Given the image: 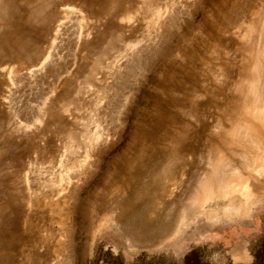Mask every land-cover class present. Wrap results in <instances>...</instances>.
<instances>
[{
    "label": "rangeland",
    "instance_id": "obj_1",
    "mask_svg": "<svg viewBox=\"0 0 264 264\" xmlns=\"http://www.w3.org/2000/svg\"><path fill=\"white\" fill-rule=\"evenodd\" d=\"M263 39L264 0H0V264L264 255V186L228 210L206 177Z\"/></svg>",
    "mask_w": 264,
    "mask_h": 264
},
{
    "label": "bare ground",
    "instance_id": "obj_2",
    "mask_svg": "<svg viewBox=\"0 0 264 264\" xmlns=\"http://www.w3.org/2000/svg\"><path fill=\"white\" fill-rule=\"evenodd\" d=\"M238 53L235 88L230 95L220 93L223 85L217 90L223 96L215 100V125L207 138L206 177L218 181L219 195L231 198L228 210L243 207L238 197L264 186V39L262 46L246 44Z\"/></svg>",
    "mask_w": 264,
    "mask_h": 264
},
{
    "label": "crops",
    "instance_id": "obj_3",
    "mask_svg": "<svg viewBox=\"0 0 264 264\" xmlns=\"http://www.w3.org/2000/svg\"><path fill=\"white\" fill-rule=\"evenodd\" d=\"M236 254V255H235ZM238 255V258H240V257H242V258H244V259H242V260H239V261H237V262H239V263H249V262H251L250 261V256H247L244 252H242V250H240V251H235L234 252V256H237Z\"/></svg>",
    "mask_w": 264,
    "mask_h": 264
},
{
    "label": "trees",
    "instance_id": "obj_4",
    "mask_svg": "<svg viewBox=\"0 0 264 264\" xmlns=\"http://www.w3.org/2000/svg\"><path fill=\"white\" fill-rule=\"evenodd\" d=\"M253 264H264V255H262L259 259L255 256Z\"/></svg>",
    "mask_w": 264,
    "mask_h": 264
}]
</instances>
